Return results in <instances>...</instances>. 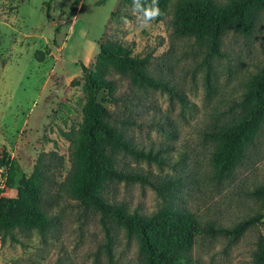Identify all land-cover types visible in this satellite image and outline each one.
Wrapping results in <instances>:
<instances>
[{"label":"rangeland","instance_id":"374dc122","mask_svg":"<svg viewBox=\"0 0 264 264\" xmlns=\"http://www.w3.org/2000/svg\"><path fill=\"white\" fill-rule=\"evenodd\" d=\"M99 1L0 0V197L15 196L17 181L31 174L40 153H57L67 168L69 144L62 133L75 130L80 122L84 91L79 65L91 67L98 45L116 40L130 48L135 58L149 56L152 75L176 84L191 105L182 111L165 94L151 93L150 101L168 117L176 138L148 126L132 131V137L153 152L169 148L166 155L173 168L160 170L152 163L131 160L127 165L153 174L180 175L181 186L171 206L189 209L200 221L229 225L261 214L235 241L200 235L192 247L190 264H249L255 244L264 247V204L251 195L256 187L264 186V127L242 167L219 185L203 180L211 146L202 135L209 132L205 127L212 115L223 121L233 113L230 109L246 79L264 62V10L249 36L227 33L221 57L207 58L203 44L172 34L165 20L156 18L141 27L132 8L121 6L122 0ZM211 1L224 4L229 0ZM123 13L130 18H123ZM204 61L214 72L209 96L204 89ZM73 80L79 84L71 86ZM9 166L12 182L5 186ZM107 197L146 217L161 213L164 205L150 187L137 183L119 182ZM62 213L64 228L58 239L42 245L32 235L22 245L0 243V264H56L58 257L71 264H92L94 255L96 264H106L98 215L84 214L74 201H66ZM113 242L116 264H140L133 240L120 232Z\"/></svg>","mask_w":264,"mask_h":264},{"label":"trees","instance_id":"16d2710c","mask_svg":"<svg viewBox=\"0 0 264 264\" xmlns=\"http://www.w3.org/2000/svg\"><path fill=\"white\" fill-rule=\"evenodd\" d=\"M141 2L152 4V0ZM120 3L132 8V0ZM157 4V19L165 20L172 34L203 44L207 58L221 57L222 39L227 33L249 36L264 10V0H229L224 4L211 0H157ZM130 16L122 15L125 19ZM79 66L84 91L80 122L75 130L62 133L69 144L68 166L65 168L64 158L53 151L40 153L31 174L17 181L15 196L0 197L1 244L9 241L22 245L32 235L42 245L58 239L64 228L63 204L74 201L84 214L98 215L106 264H116L112 247L120 232L135 242L140 264H190L198 236L235 241L262 218L258 213L229 225L200 221L189 209L171 206L181 186L180 175L153 174L127 165L131 160L152 163L160 170L171 167L166 155L169 148L153 152L132 137V131L148 126L167 138H176L177 131L168 117L150 101L151 93L165 94L182 111L191 107L181 88L152 75L149 56L135 58L127 46L106 39L98 45L92 66ZM213 77L209 62L204 61L207 96L213 92ZM78 84L79 81L70 82L71 86ZM230 111L233 113L223 121L212 115L205 127L209 132L202 135L211 146L209 170L203 180L213 185L230 179L259 142L264 127V62L246 79ZM11 171L9 166L5 186L12 182ZM119 182L150 187L164 202L161 213L146 217L111 203L107 194ZM251 195L264 204V186L256 187ZM97 260L94 255L92 264ZM56 264L71 262L58 257ZM249 264H264V247L259 242L250 252Z\"/></svg>","mask_w":264,"mask_h":264},{"label":"clouds","instance_id":"9594fccd","mask_svg":"<svg viewBox=\"0 0 264 264\" xmlns=\"http://www.w3.org/2000/svg\"><path fill=\"white\" fill-rule=\"evenodd\" d=\"M132 10L137 23L143 27L160 15L157 0H152L151 5H146L141 0H132ZM127 23V21H125Z\"/></svg>","mask_w":264,"mask_h":264},{"label":"crops","instance_id":"0c3cea01","mask_svg":"<svg viewBox=\"0 0 264 264\" xmlns=\"http://www.w3.org/2000/svg\"><path fill=\"white\" fill-rule=\"evenodd\" d=\"M86 63H88V62H86Z\"/></svg>","mask_w":264,"mask_h":264}]
</instances>
